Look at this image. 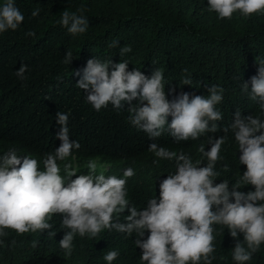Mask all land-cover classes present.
I'll return each mask as SVG.
<instances>
[{"label": "trees", "instance_id": "1", "mask_svg": "<svg viewBox=\"0 0 264 264\" xmlns=\"http://www.w3.org/2000/svg\"><path fill=\"white\" fill-rule=\"evenodd\" d=\"M5 2L0 0V7ZM14 3L24 21L16 30L0 33V157L15 149L18 156L37 159L44 170L46 154L62 143L56 134L62 127L57 122V113L63 112L69 115L70 139L79 141L81 148L73 149L72 156L57 163L61 166L75 155L115 163L104 175L127 180L129 207L142 210L151 198L157 197L159 201L160 182L176 172L175 159L158 158L148 151L152 143L177 155L183 152L193 163L201 161L199 166L203 167L208 160L199 151L200 146L209 151L212 146L209 137L227 135L215 165L219 175L213 179L215 183L227 180L230 190L241 179L247 166L240 164L241 152L234 133L229 129L225 134L223 128L234 122L237 110L242 116L253 115L264 121V109L260 106L264 102L252 100L241 90L246 81L251 89V78L264 61V14L246 17L238 11L231 19H220L218 13L209 11L208 0H14ZM81 6L83 13L79 11ZM37 9L39 15L33 16ZM64 11L86 17L87 31L74 36L57 23ZM29 31L36 35L26 36ZM114 40L119 44L109 47ZM125 46L132 50L121 56L120 50ZM68 51L73 59L65 64ZM92 58L101 62L128 61L129 71L139 69L149 78L154 70H161L169 101L182 92L189 93L190 98L193 95L207 98L212 85L222 87L223 100L215 106L223 117L216 122L219 130L204 133L197 140L177 142L165 125L163 134L151 139L132 125L129 119L132 113L128 110L131 105L127 102L120 110L109 104L96 111L86 99L88 92L76 86ZM22 64L28 69L24 80L16 75ZM186 76L191 78V85L182 84ZM171 120L169 116L168 122ZM127 168L135 173L130 178L123 175ZM238 190L246 193L255 188L248 184ZM127 215L128 209L114 214V220L126 222ZM62 219L55 214L48 221L52 229L23 235L5 229L8 235L0 237L4 241L0 243V264H108L104 256L112 250L119 255L111 264H147L141 261L142 249L135 245L136 233L128 236L115 229H102L96 237L76 234L71 255H66L59 242L70 230L62 228ZM213 228L212 264H237L233 251L238 240L244 241V234L233 238L227 226L214 224ZM49 231L56 235L50 236ZM148 235L150 232L146 231L141 239H147ZM246 264H264V243Z\"/></svg>", "mask_w": 264, "mask_h": 264}, {"label": "clouds", "instance_id": "2", "mask_svg": "<svg viewBox=\"0 0 264 264\" xmlns=\"http://www.w3.org/2000/svg\"><path fill=\"white\" fill-rule=\"evenodd\" d=\"M208 9L218 13L220 19H231L238 11L247 17L264 14V0H208ZM79 11L83 13V6ZM32 15L38 16L39 9ZM23 21L24 16L14 0H6L0 7V33L16 30ZM57 23L74 36L85 33L89 27L86 17L68 11L63 12ZM35 35L34 31L26 33V36ZM118 44L119 41L114 40L109 47ZM131 50L130 46L122 47L120 55ZM72 59L73 54L68 51L64 63L70 64ZM128 63L101 62L97 58L87 61L76 86L88 92L86 99L96 111L107 108L109 104L120 110L127 102L131 105L128 110L132 113L129 118L132 125L146 132L151 139L160 137L165 125L177 142L197 140L204 133L219 130L216 122L223 117L215 106L223 100L222 87L212 85L207 98L201 95L190 98L189 93L182 92L169 101L161 70H154L149 78L139 69L129 71ZM109 65L112 66L111 72ZM27 70V66L22 64L16 75L24 80ZM76 75L79 76L80 72L77 71ZM182 84L191 85V78L186 76ZM241 90L252 100L264 102V61L260 62L257 75L251 78V89L246 81ZM134 100L139 103L133 105ZM260 106L264 109V103ZM169 116L172 117L171 123L168 122ZM57 122L62 127L56 135L62 143L54 152L46 154L44 170L40 169L37 159L18 156L15 149L0 157V237L8 235L5 229H12L20 235L50 230L53 225L48 221L59 214L63 217L62 228L70 230L59 242L66 255H71L76 234L96 237L102 229H115L128 236L135 232V245L142 249L141 261L147 264H201V261L212 264L215 259L214 224L227 226L233 238H238L239 233L244 234V241L238 240L233 251L237 264L250 261L264 243V121L260 117L242 116L237 110L234 122L223 128L225 134L229 129L234 133L241 152L240 164L247 166L231 190L227 180L215 183L213 179L219 175L215 165L227 135L209 137L208 143L212 145L209 151L200 146L199 151L208 160L203 167L199 166L201 161L193 163L183 152L177 155L157 143L150 144L148 151L156 157L175 159L176 172L160 182L159 201L157 197L151 198L142 210L129 207L127 180L106 177L103 172L97 175L98 163L95 160L88 162L87 175H77L78 166L73 167L71 162L64 163L65 175L60 174L61 167L57 161H65L72 156L73 149L81 148V144L70 139L68 114L58 112ZM134 174L132 168L125 169L123 173L126 178ZM248 184L255 190L246 193L238 190ZM126 209L130 211L126 222L114 220V214L124 213ZM146 231L150 235L141 239ZM49 235L55 236L56 233L49 231ZM118 255V251L112 250L104 259L111 264Z\"/></svg>", "mask_w": 264, "mask_h": 264}, {"label": "rangeland", "instance_id": "3", "mask_svg": "<svg viewBox=\"0 0 264 264\" xmlns=\"http://www.w3.org/2000/svg\"><path fill=\"white\" fill-rule=\"evenodd\" d=\"M91 160H95L98 163V168L96 170V174H100V172H103L104 174L112 168V166L115 163L107 162L101 158H80L78 156H74L70 158L67 162H71L73 164V167L78 166L77 175H87L89 174V169L87 167L88 162ZM65 162V163H67ZM64 165V164H63ZM63 165H61V175L64 176L65 173L63 171Z\"/></svg>", "mask_w": 264, "mask_h": 264}]
</instances>
